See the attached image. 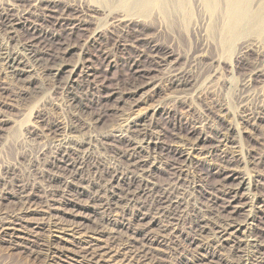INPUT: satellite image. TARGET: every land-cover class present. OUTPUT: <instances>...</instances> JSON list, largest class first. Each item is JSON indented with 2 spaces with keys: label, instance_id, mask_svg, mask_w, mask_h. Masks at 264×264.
<instances>
[{
  "label": "bare ground",
  "instance_id": "bare-ground-1",
  "mask_svg": "<svg viewBox=\"0 0 264 264\" xmlns=\"http://www.w3.org/2000/svg\"><path fill=\"white\" fill-rule=\"evenodd\" d=\"M59 2L65 4L53 9ZM197 3L202 15L194 20ZM155 19L174 40L180 39V32L186 34L191 50L183 60L182 53L176 56L173 46L161 49V45H152L164 52L153 60L157 65L165 64L159 75L124 89L111 85L106 95L109 103L100 112H91L82 103V95L92 93V79L87 80V90L81 96L73 91L79 83L74 77L76 70L89 74L81 54L76 61H69L75 44L63 40L55 43V33L38 22L83 28L94 24L88 38L97 40L114 30L123 34L143 28L141 23ZM174 25L179 26L178 32ZM215 27L219 43L241 41L239 51L230 46L238 51L235 64H230L232 69L243 66L251 52L263 55L264 41L250 36H264V0H0V89L10 91L6 97L13 100L33 93L35 101L28 118L19 102L14 106L16 111H7V98L0 91V130L12 123L0 135V247L11 252L26 249V264H264V229L261 233L247 232L258 196L251 192L254 181L246 169L225 164L235 182L213 186L212 191L197 171L199 164L217 157L225 162L237 160L244 151L241 145L228 132L217 130L218 135H212L215 143L203 150L200 138L177 132L170 149L182 159L164 160L152 149V144L159 145L163 139L161 133L146 122L144 111L136 113L142 100L136 97L128 108L122 104L146 84L152 90L161 87L166 91L164 101L154 106L172 112L169 103L180 102L193 112L199 110L191 126L202 129L207 138L214 124L197 100H205L204 106L212 108L213 96L232 84L220 71L225 56L204 63L200 57L205 47L191 51L196 40L212 37ZM22 28L29 36H22ZM119 36L116 40L120 42ZM80 49L85 51V47ZM43 55L57 60L50 63ZM204 67L207 70L200 86L188 92L184 86L191 84L197 70ZM67 70L68 75L60 77ZM262 76L264 67L257 64L233 88L245 120L250 116L264 119ZM256 78L258 85L254 84ZM34 79L47 81L46 88L35 91L30 86ZM222 103L219 107L225 108ZM105 116L115 119L101 129ZM122 138L128 140L129 148L113 147L116 143L111 141ZM200 153L202 157L194 162L191 157ZM161 164L169 166L170 176L158 182L153 168ZM130 177L137 181L134 188L123 186V180ZM241 194L246 200L236 205ZM221 197L225 205L218 203ZM228 205L241 208L244 215H227L230 209L224 215L222 209ZM95 213H102V218L97 219Z\"/></svg>",
  "mask_w": 264,
  "mask_h": 264
},
{
  "label": "rangeland",
  "instance_id": "rangeland-1",
  "mask_svg": "<svg viewBox=\"0 0 264 264\" xmlns=\"http://www.w3.org/2000/svg\"><path fill=\"white\" fill-rule=\"evenodd\" d=\"M255 1H257V0H255ZM261 1H263V0H261ZM60 4L64 5L65 2H59V5L54 6L53 9H60ZM196 6H197L196 11H195L196 15L194 14V17H193L194 20L195 19L197 20L202 15V11H200V9L198 7V3ZM56 14L57 13H54V15H56ZM97 16L100 17L101 15L99 14ZM40 21H38V22L40 24H42L43 27H45L48 30H51V31H53V33H55L54 34L55 35V41H56L55 43H57L58 40H60V42L63 40L62 42L71 43L73 45L75 44L73 47V49H74L73 52L69 54V61L70 62L76 61L77 59L75 57H77L79 54H81L82 59H83V63L85 64V66L88 67V68L87 67H85V68H86L87 72H89V74L86 75L82 69L76 70L74 77H76V78L78 77L77 79L79 80L78 81L79 83H77L78 86L76 85L74 87L73 91H74V93H77L78 95L81 96L82 92L87 90V86H86V83L88 82L87 80L89 78H90V80L92 79L91 80L92 83L94 82L93 85L91 86V87H93L91 89L92 93L87 97L82 95L83 105L85 106V108L87 110H89V111L92 110L91 112H95V111L100 112L102 110V108L104 107V104L109 103L106 100V95L108 94L109 89L112 86L114 87V84L115 85L119 84L118 86L125 88L126 86H129V85H134V84L139 85L141 83L144 84L146 81H148L152 78H156L159 75L161 68L162 67L164 68L165 64L162 63V65H157L155 63V61L153 62V60H154V57L155 58L157 57L156 56L157 53L162 54L164 52H163V50H158L157 48L153 49L152 45L156 44L157 47H158V45H161L163 47L161 49H164L167 46H173V50H175L176 56L178 54L182 53L183 60H184V57L186 56V54H188V52L191 50L190 47L192 46V44H190L189 40L187 39L188 37L186 38V34H183V32H180V39L174 40L168 31H165L164 28L162 29V27L160 26L161 24L157 19L151 20L149 23H145V24L141 23V26L143 28L135 27L133 29L127 30L123 34H121V31L118 32L115 30L112 32H107L106 34H104V35L102 34L101 36H99L97 40L88 38L90 31H92V29L94 28V24H90V23L86 24L83 28V27H79V26H77V27L71 26L72 24H67V25L63 24L61 26H59V25L54 26L50 21H41V22ZM174 26L176 27L177 25H174ZM72 27H75V28H72ZM159 27H161V28H159ZM85 28H87V29H85ZM89 28L90 29L92 28V29L90 30ZM175 29L178 32L179 26L176 27ZM22 31H23L22 32L23 37L29 36V32L27 29L22 28ZM211 33L210 34L212 35V37L206 36L205 39L196 40L194 49L191 52H195L196 50L205 47L204 56L200 57V58H203L204 63H210L211 62L210 58L216 60V59H219L220 56H222V57L225 56L224 58L226 61L221 63L220 71L225 76H227V78H229V80L232 84V87L227 89V90H223L221 93L218 91L217 92L218 95L216 94L215 95L216 97L213 96L212 108H206V106H204V105H207V102L205 100H200V99L197 100V104L199 105L198 107L204 109L205 112L210 115L209 117L213 121L214 128L207 132V133H209L210 137L208 136L207 138H204L202 129H200V128L195 129L192 127L193 124H191L190 121L192 118L196 117L199 113H201L199 110L193 112V110L189 109V107L186 104H183L180 102H177L175 104L169 103V105L174 110L172 112H168L164 108H156V106H154L157 103L162 102V100L164 101V95H165L166 91L164 89H162L161 87H158L156 89L154 88L155 90H152L151 88H149V86H147L148 84H146L133 97H129L128 99L123 101L122 104H123V106L125 105L124 106L125 108H128L130 106L128 103L131 104L132 103L131 101H134L136 99V97H137V99L140 98L142 100L138 105L139 108L136 107V113L138 111H142V112L144 111L146 113V116H147L146 122L152 124V127H153V129L155 128L154 129L155 131L158 129L156 132L161 133V135H162L161 139L162 138L163 139L161 140L159 145L152 144V149L157 151V152H160L161 156L164 157V160H167L169 158L168 160H174L175 161V158H176L177 161H180V159H182L178 153H176L175 151L170 149V146H172L174 143L173 142L175 139L173 136L174 133L178 132L181 135H188V136H191L192 138H196V137L200 138V140H199L200 148L203 145V147H205V148L202 147L204 150V149H207L208 146L211 147L213 145V143H215L212 135H214V134L218 135V133L216 132L217 130H223L224 132H228L229 137L232 140L237 141L239 146L241 145L240 146V148L242 147L241 151H242V149L244 150L241 152V154H243V155L240 154V156L238 158H236L237 160L234 159L232 162H227V161L225 162L222 158L219 159V157H217L212 162L206 161V162L199 164L197 167V171H198V173H200L201 175L204 176V179H205L204 182L208 183L207 185L210 187V191H212L211 188L213 186H220V185L221 186H225V185L231 186L232 183L234 184V182H235L233 177L230 176V171L225 169V164L228 165V163H229L230 166L232 165L234 167H236V166L240 167V168H242V171H244L246 169V171H244V172L246 174H249V176H251V178L254 181L252 188H251V192L254 194H257V196H258L256 199V202H253V207H252V204L249 205V209H251V207H252L254 210H253V218L250 220L249 227L247 228V232L257 231V233H261L262 232L261 229H264V119L263 118H256V116H252V117L250 116L248 118V120H245L244 118H242L241 113H240L241 111H239L240 109L236 104L237 102H236L235 93H234L235 90L233 88L237 82H240L241 80H243L250 73V71L254 69L255 65L261 64L264 67V53L262 55L260 52H257V51L251 52L248 56V60H247L248 62L245 61L243 66L241 65L240 67L232 69L230 64H232V65L235 64L234 59L236 58V54L240 50L239 46H241V41H233L232 43H235V44H232V45L229 43H226L224 41H222L223 43H219V41H218L219 38H217V37H219V31L217 30V28L213 29V32H211ZM119 35H122V41H120V42L117 41L120 37ZM182 35H185V37ZM255 35L256 34H254V36ZM86 36H87V38H86ZM252 36H250L251 39H254V40L257 39V40H259V42H261V40L264 41V36H262L260 39L258 37L259 35H256L255 37L253 36V38H252ZM144 37H146V38H144ZM116 38H117V40H116ZM114 39L116 42L114 41ZM151 39H153L152 42H151ZM82 41L84 43L86 42L88 45L86 43L82 44ZM236 42H238V43L236 44ZM203 43H204V45H202ZM215 43H218V44L215 45ZM219 44L221 45V47L219 46ZM224 44H226V45L229 44V45L224 46ZM222 46H224V47L222 48ZM230 46L231 47L234 46L233 48H235L238 51L236 52V50L231 48ZM82 47H85V51H83V52H81V49H80ZM218 47H220V49ZM228 47H229V49H228ZM102 48H103V50H102ZM221 48L225 49L226 51L225 50L222 51ZM231 49H233V50H231ZM107 50H109V52ZM227 51H229V52H227ZM230 51H233L232 53H234V54H232ZM100 52H101V54H100ZM229 55H231V56H229ZM43 56H44V58L47 56L48 58L46 57L47 59H45V61H49L50 63H52V61L55 62L57 60V59H52L53 57H50L48 55H43ZM169 58L171 59L172 57H169ZM226 58L229 60H227ZM230 59H232V61ZM205 70H207L206 67L202 68L201 70H197L193 80L190 82L191 84H188V86H184L188 92L193 93V90H195L196 88H198L200 86V83L203 79V74L205 73ZM245 72H246V74H244ZM63 73H66V74H63ZM63 73L60 74V77H62V78L65 77L66 75H68L69 71L67 70ZM78 73H80V74L82 73V74L80 75ZM61 75H63V76H61ZM258 79L259 78H256L254 80V84L257 83L255 85H258L259 81L261 79H262L261 81H264V76H262L260 78V80H258ZM81 80H83V81H81ZM38 81H40V83ZM194 82H196V85ZM47 84H48L47 81L44 82V81L39 80V79H34L31 82L30 86L33 87V89L35 91H37L38 87L43 88V86H44L46 88ZM2 90H3V95H5L4 97L3 96L2 97L7 98V103H8L4 106V108L7 111L10 110L9 112L13 113V110L16 111L14 106L18 105L20 103V106L23 107V109H26L25 111L27 112L26 114L28 115V118H29L30 109L32 108L33 103L35 102L33 100V93L23 95V97L20 98V100L19 99L13 100V99L6 97L7 95L10 94V91L1 88L0 91H2ZM144 90H147V91H144ZM140 92L142 93L143 96L141 95ZM125 96L128 97L127 94ZM9 101H10V103H9ZM11 102H12V104H11ZM222 102H224V103H222ZM13 103H15V104H13ZM101 103H103V104H101ZM221 103L224 104L225 108L219 107V105ZM227 103H228V105H227ZM141 104H143V105H141ZM163 104L165 105V102ZM28 112H29V114H28ZM142 112H138V113H142ZM221 112H222V114H221ZM51 115L53 116V114H51ZM31 117L33 118L34 115L32 114ZM113 118L115 119V117H113V116L103 117L100 121V128L102 129V127H103V129H105L106 127H108L112 123V121H114ZM17 119H18V117H17ZM19 119L21 120V117ZM8 124L12 125L11 122H8L6 124L8 126V128H9ZM6 125H4L3 130H0V135H1V133L4 134L6 131H8V128H6L7 127ZM10 129H12V128H10ZM11 132L14 133V131H11ZM133 134H136V133L134 132ZM170 139L171 140L173 139V140L171 141ZM111 142L116 143L113 145V147H115L116 149L125 150L129 146L128 140H126V138H122L119 141H111ZM11 151H12L11 152V155H12L14 153V151L13 150H11ZM141 153L145 154L146 151L145 152L142 151ZM202 155L203 154L200 153L198 155L192 156L191 158L194 162H197L198 159L200 157H202ZM235 164H237V165H235ZM161 165L162 166H160V167H154L153 168V176H155V179L158 182H162V181L168 179L170 176L169 166L166 164H161ZM154 171L156 172V174ZM162 179H164V180H162ZM255 182H256V184H255ZM135 183L137 184V181L131 177L126 179V180H123V186L124 187L130 186V187L134 188V186H136ZM205 195L207 196L208 194L205 193ZM221 196L223 197L224 195H221ZM222 197L218 200V203L220 202L221 205L225 202L224 201L225 199H223L224 197L223 198ZM244 200H246V197L245 196L243 197V194H241L237 197V199L234 203L236 205H238L240 201H244ZM236 202H238V204ZM224 205H225V203H224ZM227 209L228 210L230 209L229 210L230 212H228ZM231 209H233V210H231ZM222 212L225 213L224 215L227 214L226 212H228L227 215L234 213V214H236V216L238 215L237 217H239V218H241L244 215L243 214L244 210H242L241 208L236 209L234 206H229V205L226 208L222 209ZM239 212H241V213H239ZM94 215H95V217L97 216L96 217L97 219L102 218V213H95ZM254 221H255V223H254ZM0 250H1L0 251V264H3L5 262H7V264H9V263L10 264H20L19 262L24 261V260H25L24 263L21 262V264H26V261H28L26 249L22 250V251H21V249H19V250H15L14 252H11V251L6 250L5 247H0ZM19 255H20V257H19ZM26 256H27V258H26ZM188 264H194V263L189 262Z\"/></svg>",
  "mask_w": 264,
  "mask_h": 264
}]
</instances>
